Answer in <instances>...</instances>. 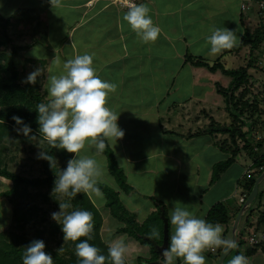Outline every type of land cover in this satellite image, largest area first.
I'll return each instance as SVG.
<instances>
[{
  "label": "crops",
  "instance_id": "crops-1",
  "mask_svg": "<svg viewBox=\"0 0 264 264\" xmlns=\"http://www.w3.org/2000/svg\"><path fill=\"white\" fill-rule=\"evenodd\" d=\"M24 1L26 5L24 4L23 9L14 8L6 18L11 19V26L15 27L17 24L25 35L27 31H31L30 37L24 36L21 39L27 38L29 43L26 44L31 45L38 41L30 52H26V57L27 54H30L28 58L45 59L48 63V66L44 67L47 71L45 73L46 80L50 73V65L53 64L52 60L55 57L66 55L65 63L78 55L89 54L93 57V66L99 78L107 82H110L112 78L111 83L117 85L116 91L109 93L106 106L120 114L118 124L121 122L130 123L131 120L139 118L141 121H147L148 124L160 125L162 133L160 146L153 140L150 147L143 146L141 148L143 154L136 157L137 154H133L135 146L128 143V146L122 147L118 141H114V144L118 145L114 146L110 141L115 151L119 152V148H122L126 153L129 149L128 155L132 156L136 164H143L153 158H164L163 162L170 163L169 166H171L164 172L173 178L186 176V171L189 170L188 167L190 168L192 160H198L200 157V152H192V149L180 151L178 147V151L174 152L173 147H176L181 141L191 144L193 141L201 139L205 142L207 139L208 141L204 143L206 148L203 147L202 150H209L210 153L216 152L214 154L218 155L220 151L222 152L217 145L220 140L218 137L227 135L221 132L203 135L196 139H187L190 133L203 129L197 128L200 119L203 118L206 122L205 125L210 127L211 123H207V117L213 116L211 113L218 116H222L224 113L227 116L228 112L226 106L222 107V103L226 102L223 96L218 94L216 88L217 83L221 84V82L211 83V79H208L210 76L217 77L219 72L212 74L206 69L187 65L185 56L192 54L208 61H214L210 60L213 55L206 57L210 49H208L207 42L203 43L202 40H207L216 28L229 29L230 23L235 28L244 26L241 7L249 0H136L137 5L144 4L149 7V15L154 24L161 29L157 40L147 43L123 20L128 8L120 7L113 0H60V5L53 7L50 0H23L20 3L23 4ZM40 4L44 6L38 8ZM54 9L60 10L61 17L68 27L66 38L59 42L56 37L57 33L53 35L55 30H50L47 25L48 17H54ZM22 17L27 18V26L19 22ZM195 33H198L196 34L199 35L198 39H194L193 34ZM15 38L18 39L19 36H15ZM193 41L203 44L199 54L190 50L194 46L195 42ZM52 43H57L58 46L54 47ZM179 43L184 45V51L178 50ZM17 44H20V40ZM161 47L164 50H160ZM38 48L41 50H37ZM170 65H177V67L173 68L171 76H167L165 74L171 72L168 71ZM31 67L32 72L37 69ZM58 68L60 71L61 67ZM59 71L53 75L63 74V72L58 74ZM201 76L202 80H205L204 85L198 80ZM205 84L207 85L205 86ZM227 84L229 85V82ZM228 85L223 87L227 88ZM215 120L219 124L218 120ZM219 125L223 126L222 123ZM120 128L124 129V126H120ZM19 135L17 131H14L6 140L19 138ZM170 136L175 140L172 141L173 146L166 148L165 141ZM119 141L122 142V140ZM5 142L3 139L0 141V167L7 168L15 175H21V172L16 171V167L12 166L14 164H11L12 159L6 158L5 152L10 153L11 151L8 152ZM26 142L30 143V141ZM143 144L145 145L146 142ZM154 152L156 154H153ZM246 158V161L243 158L245 164L238 165L240 164L238 156L233 164L235 166L232 167V165V168L230 167L215 182H213L212 173L210 175L209 172L206 177H202L201 185H197L198 182L194 185L188 183L189 191L194 193L193 197L195 199L202 197L201 206L206 203L205 215L202 216L203 218H198L206 220L207 213L218 203H223L227 207L231 220L228 224L223 225L225 238L232 239L231 229L241 211V198L247 195L243 185L249 179L246 173L253 169V160L247 156ZM217 163L219 162L215 164ZM178 170L183 173H177ZM4 187L10 191L13 188V182L0 176V207H3L6 202L4 193L8 191L5 192ZM180 189L178 188L174 192L177 193ZM259 191L262 192L261 199H256L243 215L237 230L238 239H240L238 242H241V246L237 249L236 256L241 254L246 256L249 264H264V248L260 246L253 255H248L251 249L246 248L244 242L245 230L250 227L248 224H253L259 214L264 212V188L261 190L259 186ZM245 217V224L240 229ZM250 230L255 232V225L250 227ZM256 232L258 233V231ZM262 232L264 233V230ZM216 251L218 252L219 249ZM203 255L206 264H213L209 250H206ZM209 255L210 258L207 257ZM175 264H183V260L177 258Z\"/></svg>",
  "mask_w": 264,
  "mask_h": 264
},
{
  "label": "trees",
  "instance_id": "trees-1",
  "mask_svg": "<svg viewBox=\"0 0 264 264\" xmlns=\"http://www.w3.org/2000/svg\"><path fill=\"white\" fill-rule=\"evenodd\" d=\"M251 1L256 4L260 22L254 30L247 29L245 31L237 47L226 51L230 55L233 64L236 62L234 58L240 57L242 52L246 48H249V62L246 66L230 69L227 67V61L222 60L223 57L218 58L212 63V61L192 54L185 56V63L187 65L206 69L212 74L220 72L223 76L230 79L227 88H224L219 83H217L216 88L218 94L225 99L227 112L233 119L232 124L221 126L214 122L206 130L190 133L187 139H196L203 135L219 132L229 137L230 143L225 141L223 143L217 142L222 152L228 154V158L224 162L217 163L214 166L213 182L217 181L236 162V158L240 154L246 153L248 157L252 158L256 171L251 174V177L243 185L247 191V197L250 196L256 181L264 172V154L260 153V147L264 146V139L260 141L256 139L257 133L264 129V99L260 103L257 97L251 96L253 99L248 97L250 94L248 84L251 80L249 72L253 69H257V71L258 69H262V67H259L260 63L254 57L256 53L261 52L264 43V9H260L259 4H257L261 0ZM245 5L247 8L252 6V4ZM11 22V19H7L0 14V141L3 139L5 142L15 129L20 127L12 120V116H19L32 130L29 137L35 135L41 140L44 143L43 152L53 156L56 164L50 167L49 161L38 158L41 174L40 177L35 178L15 175L9 172L7 168L0 167V176L14 183L13 188L4 193V197L10 198L12 204L15 206L12 226L8 230L0 232V264H22L24 247L34 240H42L45 243V251L52 255L54 264H81L80 259L75 254V245L87 240V237L81 238L80 241L76 242L64 241L60 224L53 222L50 227L47 226L48 217H51L50 211L43 204L40 205L37 199L45 201L44 204H52L53 202V206L56 207L55 210L59 209V203H70L72 207L65 209L66 214H70L76 210L90 211L94 218V229L91 233L92 239L87 242L99 248L100 254L106 257L108 256L109 243L101 237L103 225L101 211L103 209L109 210L110 214L121 223H126L125 227L117 228L118 232L116 233L129 235L130 238L140 242L141 245H150L152 243V237L150 238L152 230L147 229L143 233L138 232L141 227H144V224L140 225L137 222L136 213L129 210L124 204V201L120 197L121 193L110 188V186L98 184V187L104 194L102 199L105 201V207L102 210L97 205V203L100 204L98 202L99 198H95L94 200L90 197L89 193L80 192L75 197H69L62 193L53 192L56 178L59 176L61 170L66 168L67 161L73 157L65 150L52 149L43 136L39 134L37 105L39 103H48V91L47 89L46 91L42 90L43 84L41 78L44 77V74L37 78L35 84L23 83L22 81H25L30 74L31 66L40 68L42 71L45 66H48V63L45 59L36 60L25 57L23 65H19V59H24V53L30 52L38 41H35L31 45L17 44V41L21 40L22 37H30L31 31H27L25 35L17 24H15V27L11 26ZM19 22L24 23L25 26L28 24L27 18L24 17ZM15 36H19V38L16 39ZM10 46L12 48L11 51L8 50ZM233 55L235 56L234 58L232 57ZM29 137H23L25 140L22 139V142L30 141L31 143L33 139ZM261 137L264 138L263 135ZM113 150L112 146L107 142V147L101 153L107 156L109 172L114 176L117 183L120 184L121 189L125 193L130 192L131 189H129V185L127 184V176L124 169L120 168L115 157V150ZM42 190H47V192L43 193ZM261 197L262 193L259 191L257 199H261ZM17 198H28L29 202L19 206ZM161 208L159 216L161 215V218L168 223V232H170L167 209L165 206H161ZM230 220L229 211L223 203L214 205L206 217V222L212 224L220 223L221 225H226ZM248 225L250 227L255 225V230L258 232L259 230H264V212L259 214L253 224ZM135 227L137 230H135ZM256 231L255 233H257ZM169 243L170 237L167 247ZM240 246L241 242H238L237 249ZM260 246L264 248V242L254 246L248 252V255H253ZM61 247L62 251H57ZM153 249L154 253L161 255L164 247H161L160 244H154ZM222 251V248L219 249L218 256H220ZM106 264H112L111 260L107 259ZM126 264H128L127 261Z\"/></svg>",
  "mask_w": 264,
  "mask_h": 264
},
{
  "label": "clouds",
  "instance_id": "clouds-1",
  "mask_svg": "<svg viewBox=\"0 0 264 264\" xmlns=\"http://www.w3.org/2000/svg\"><path fill=\"white\" fill-rule=\"evenodd\" d=\"M50 3L52 7L59 6L60 0H50ZM149 12L147 5L130 3L123 16V20L145 43L155 42L161 33ZM240 42L235 31L216 28L207 39L210 45L209 54L232 49ZM52 63L59 65V58L55 57ZM41 75V69L37 68L22 82L35 84ZM47 80L48 103L37 105L39 134L52 149L65 150L73 157L67 161L66 168L56 178L53 192L69 197L84 192L102 199L103 193L98 184L102 182L104 169L96 159L81 153L86 145L94 146L97 152H103L107 142H117L125 136V131L118 125L120 114L106 106L109 93L115 92L117 85L99 78L93 66V57L89 54L67 60L63 64V74L50 75ZM12 120L20 126L15 131L29 137L32 131L30 126L19 116H12ZM29 138L37 137L33 135ZM38 158L49 161L50 167L56 164L55 158L46 152H41ZM254 171L256 169L253 166L246 176L250 178ZM243 198L241 207L249 197L245 195ZM71 207L70 203H59L60 211L51 213V218L61 225L64 241L76 242L87 237V240L75 245V254L81 264H106L107 259L112 264H126L129 246L125 241L121 238L112 240L108 245V256L100 254L99 248L87 242L92 239L91 233L94 229L92 213L76 210L66 214L65 209ZM171 225L174 226V232L170 236V243L161 252L165 264H174L177 258L182 259L183 264H206L203 255L206 250L212 252L215 249L216 252V249L222 248L227 254L237 247L235 240L224 237L223 225L197 218L187 210V205L180 207L178 201L173 202ZM159 235V231L153 227L150 238ZM45 247L42 240H34L25 246L22 264H54L52 255L45 251ZM57 251H62V247ZM229 264H249V261L241 254L232 258Z\"/></svg>",
  "mask_w": 264,
  "mask_h": 264
},
{
  "label": "rangeland",
  "instance_id": "rangeland-1",
  "mask_svg": "<svg viewBox=\"0 0 264 264\" xmlns=\"http://www.w3.org/2000/svg\"><path fill=\"white\" fill-rule=\"evenodd\" d=\"M23 0H13V1H9V0H0V14L6 18V16H9V14L14 10V8H22L24 7V4L26 5L25 1L22 3H20ZM20 3V4H19ZM29 3V2H28ZM248 5H251V7L247 8L246 5H242V14L244 15V17L242 18V21L244 22V26H238L237 28H235V26L230 23L229 24V30H233L235 31L236 35L238 37H240V40L242 39V37L245 34V31L248 30H254L260 20H259V16L257 13V7L255 6V3H252L251 0H249L247 3ZM118 5V4H117ZM240 5V6H241ZM43 7L44 5L40 4L38 5V8ZM55 10V9H54ZM65 18V17H64ZM9 19V18H7ZM259 20V21H258ZM48 27L50 30H55V33H53V35H55L56 33V37L58 42L62 41L63 39L66 38V30L68 32V27L67 24L64 23V19L61 17V12L60 10H55L54 11V17H48ZM243 28V30H242ZM22 30V29H21ZM26 30V29H24ZM58 30V32H57ZM49 34V33H48ZM198 33L193 34L194 39H198L199 35H196ZM204 37V36H202ZM193 39V40H194ZM205 41L207 42V40H202L203 43H205ZM18 42V41H17ZM52 42V41H51ZM194 46H192V48H190V50L192 52H195L196 54H199V50H201V46L203 45L202 43H200L199 41H193ZM192 42V43H193ZM29 43L27 38H25L24 40H20V44H26ZM32 44V43H31ZM54 47H57V43H52ZM208 44V43H207ZM240 44V43H239ZM27 45V44H26ZM184 45L179 43V47L178 50L179 51H184ZM208 49H210V45L208 44ZM9 51L12 50L11 46L8 48ZM36 50V49H35ZM37 50H41L40 48H38ZM160 50H164L162 47ZM210 51V50H209ZM227 50H223L221 53L218 54H212V58L210 60H214L212 61V63H214L218 58L223 57L222 60H226L228 63V68L233 69V68H238V67H243L246 66L247 63L249 62V48H246L240 57H235L234 55L232 56L234 58V60H236V62H234L232 64V60L230 58V55H228V53L226 52ZM227 53V54H225ZM219 55V56H218ZM30 57V54H27V57ZM211 56L209 53L206 54V57ZM218 56V57H217ZM25 57H26V53L24 54V59H19V65H23V63L25 62ZM60 60V64L57 66L56 64H52L50 65V75H53L55 72L59 71L58 67H61L60 71L58 74L63 72V63H64V59L67 58V56L63 55L62 56H57ZM230 58V59H229ZM254 59H256L260 65L259 67H262V69H257L256 70H250V82L248 84V89L250 90V94L248 97H250L251 99H253L252 97H257L258 102L260 101V103H262V100L264 99V43L262 45V50L261 52L259 51L258 53L255 54ZM177 65H170V69L168 71H171L169 73H166L165 75L167 76H171L173 68L176 69ZM166 71V72H168ZM32 72V67L31 70L29 71V73ZM47 71L45 70V68H43L42 70V74H44V77L41 78V82L43 84L42 90L46 91V89L48 88V80H46L45 78V73ZM205 76V75H204ZM39 78V77H38ZM202 76L198 79L201 83H203L204 85V81L202 80ZM206 78V76H205ZM209 80L211 79V83H216V81L221 82L222 86H227L228 82L230 81V79L226 76H223L220 72L219 75L216 77H211L208 78ZM112 80V78H111ZM110 80V83H111ZM228 81V82H227ZM210 83V84H211ZM209 84V85H210ZM207 84H205L206 86ZM208 85V86H209ZM252 96V97H251ZM47 100H48V95H47ZM130 100V99H129ZM176 100V99H175ZM223 106L225 108V106L227 107L226 103H222ZM1 110V108H0ZM210 113V112H209ZM210 118L207 117V123H211L213 124L214 122H216L215 119L218 120L219 124L222 123V125L228 126L231 125L233 122V119L228 115L227 116L224 115V113H222V116H218L215 113H211ZM228 117V118H227ZM131 120V119H130ZM201 120V121H200ZM198 121V127L197 128H203L201 130H205L206 127H208L207 125H205V121L204 119H200ZM211 120V121H210ZM132 122L127 123V122H121L119 123V127L120 126H124V131H125V135L128 136H124L122 140V142H120L118 140L119 143H121L122 147H126L128 146V143L131 144L133 147L135 146L136 148L133 150V154H137L136 157L141 156V154H143L141 148L143 146H147L146 148L150 147V143L154 140V143L158 142V146H160V139H161V129H160V125H155V124H148V122H144L141 121V119L137 118L136 120H131ZM200 123V124H199ZM133 127V128H130ZM19 138L16 139H9L6 140L5 142V146L8 149L7 153L5 152L6 158L7 159H12L11 160V164L12 166L14 165L16 168L15 170L18 172H21L20 174L23 175L24 177L27 178H35V177H40V164H38V155L44 151V143L37 139H33L31 141V143H27V142H22L23 137H26L23 135V133H19ZM262 136L264 137V129L261 132L257 133V137ZM143 138V140H142ZM219 143L226 141L227 143H230V139L228 136H219L218 137ZM257 139V138H256ZM264 139V138H262ZM25 140V138L23 139ZM129 140V141H127ZM175 139H173L171 136L166 138V143H165V147H171L173 146V142ZM258 140V139H257ZM261 140V139H260ZM258 140V141H260ZM208 140L206 139L205 142H203V140H198V141H193L191 144L189 143H184L181 141V145L177 144V146L173 147V151H178V147L180 148V151L184 150V149H192V152H200V157L198 160H192L191 164H190V168L188 167V171H186V176L182 175V177H172L171 175H169L168 173H165V169L166 168H171L170 163H164L163 161H165L164 158H153L151 161L145 162V163H134V160L132 158V156H129V149L125 151L122 148L120 149V153L117 151H114L115 153V157L117 159V162L120 166V168L124 169V172L126 174V178H127V184L129 185V189L130 192L125 193L121 187L119 186L120 184L117 183V181L115 180L114 176H112L109 172L108 169V158L106 155H104L101 152H97L96 148L94 146H88L86 145L85 149L82 150L81 155H87V156H91L92 158L96 159L99 164L101 165V167L104 169V176L102 177V182L101 184H106L108 186H110V188L114 189L115 191L121 193L120 197L122 198V200L124 201V204L129 208V210H131L132 212L136 213V220L140 225L144 224V227H141L138 232H145L147 231V229H153V227H155L160 235L159 237H152V243H150V245H141L140 242L135 241L134 239L130 238L129 235H124V234H120V233H116L118 232L117 228H123L126 226V223H121L119 220H117L115 217H113L110 213L109 210H105L103 209L105 207V201L103 199H101L100 197H97L95 194H91L89 193L90 197H92L94 200L95 198H99L100 204L97 203V201H95L98 205V208L101 211L102 214V219H103V225L101 228V237L107 241L109 244L112 240L117 239V238H121L125 241V243L129 246V251L127 253L126 256V261L128 262V264H141L142 263H146V264H156V263H160V262H164L162 256L160 254H156L154 253V249L153 246L154 244H160L161 247H164L165 244V221L161 218V215L159 216V212L161 206H165L167 209V219L169 221V231L168 232V236L170 237L171 234H173L174 232V226L171 225V215H172V211H173V202L174 201H178L179 202V206L180 207H184L185 205H187V210H189L190 212L194 213V215L198 218H203L202 216L205 215V211H206V203L202 204L201 206V201H202V197H196V199L193 197V191H189L188 189V183L190 185H194L197 182V185H201V181H202V177H206L208 175V173L210 172V175L212 173V175L214 174V166L216 165V162L222 163L224 162L227 158L228 155L226 154V152L222 153L221 151L218 154H214L216 152H209V150H202L203 147H205L204 143H206ZM114 144V141H112ZM127 142V143H126ZM146 142V144L144 145L143 143ZM108 144L110 146H112V143L109 141ZM134 144V145H133ZM116 144H114L115 146ZM118 146V145H116ZM183 146V147H181ZM113 149V146H112ZM206 150V151H205ZM255 151H257V149H255ZM260 153L264 154V146L260 147ZM153 154H156V152H154ZM246 153H242L239 155V160L238 162H240V164L238 165H243V163L245 164V161L247 160L246 158ZM244 158V162H243V158ZM248 157V156H247ZM241 159V160H240ZM137 160V159H136ZM215 164L213 167H210V165ZM11 166V169L13 170V167ZM235 165H233L232 167H234ZM231 167V168H232ZM177 173H183L180 172L178 170ZM264 173V172H263ZM185 174V173H184ZM203 175V176H202ZM213 177V176H212ZM214 180H215V176H214ZM216 181V180H215ZM14 186V183H13ZM178 188H181L177 193H175L174 191ZM264 188V181L261 183L260 185V189L263 190ZM5 192L8 191V189L6 187H4ZM43 193H46L47 190H42ZM32 192V191H31ZM34 192V191H33ZM103 193V192H102ZM262 193V192H261ZM104 195V194H103ZM17 203L19 206H22L25 203L29 202V199H19L17 198ZM39 200V204H43L45 206L46 209H48L50 211V215L53 212H58L60 211V209L55 210L56 207L53 206V202L52 204H44L45 201H43L42 199H37V201ZM6 202H4L3 207H0V232L6 231L8 230L12 224H13V211L15 209V206L12 204L10 198H6L5 199ZM34 201V200H33ZM102 203V204H101ZM242 209V208H241ZM248 218V216H246ZM246 217L243 219V222L240 225V229L242 228V226L245 224V220ZM56 222L54 221L51 217H48V227H50V225ZM138 227V226H137ZM233 229V228H232ZM231 229V232L233 231ZM135 230H137V228L135 227ZM246 232L249 234L251 232L250 227L246 228ZM262 230H259V232L257 233V236L261 237L262 236ZM32 236V235H31ZM240 239L237 240V243ZM157 242V243H156ZM246 247V246H245ZM247 248V247H246ZM244 249V247L242 246V250ZM161 251V250H160ZM236 250L232 253L231 256L228 257V259L225 261V264H229L230 260L232 258H234L236 256ZM219 252V251H218ZM218 252L216 251L211 253V259L213 260V264H218L219 263V259L220 256H218ZM241 253V252H240ZM208 255V253H207ZM210 255L207 256L210 258ZM176 261V260H175ZM174 261V264H175ZM165 264V262H164Z\"/></svg>",
  "mask_w": 264,
  "mask_h": 264
},
{
  "label": "water",
  "instance_id": "water-1",
  "mask_svg": "<svg viewBox=\"0 0 264 264\" xmlns=\"http://www.w3.org/2000/svg\"><path fill=\"white\" fill-rule=\"evenodd\" d=\"M263 179H264V174L256 181L255 186H254L249 198L247 199L246 203L242 207L241 211L239 212V214L235 220V224L233 226V231H232V239L236 241V244H237V240H238V236H237L238 226H239V224L243 218L244 213L250 208V206L253 205L254 201L256 200L258 193H259V186H260L261 182L263 181ZM168 240H169L168 223L165 222V244H164V248L167 247ZM233 250H234V248L231 249L227 254H225V252L222 251L220 254V259H219L218 264H224V262L226 261V259L232 253Z\"/></svg>",
  "mask_w": 264,
  "mask_h": 264
},
{
  "label": "built area",
  "instance_id": "built-area-1",
  "mask_svg": "<svg viewBox=\"0 0 264 264\" xmlns=\"http://www.w3.org/2000/svg\"><path fill=\"white\" fill-rule=\"evenodd\" d=\"M113 2L115 4H118L120 7H125V8H128L129 4L130 3H136V0H113ZM260 6V9H264V0H261L259 3ZM244 9V7H243ZM258 140L261 139V136L258 135L257 137ZM241 201L243 202L244 201V198L241 199ZM244 242H245V246L248 248V249H252L254 246L260 244V243H263L264 242V233L262 234L261 237L257 236V233L253 232L251 230V232L248 234L245 230V234H244ZM212 252L215 251V249L211 250Z\"/></svg>",
  "mask_w": 264,
  "mask_h": 264
}]
</instances>
